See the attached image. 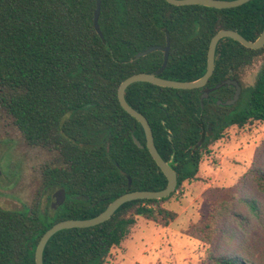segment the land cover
<instances>
[{"label": "trees", "instance_id": "1", "mask_svg": "<svg viewBox=\"0 0 264 264\" xmlns=\"http://www.w3.org/2000/svg\"><path fill=\"white\" fill-rule=\"evenodd\" d=\"M95 6L96 0H0V114L28 145L55 156L40 168V187L27 213L0 210V264H35L36 245L54 224L95 217L127 192L166 186L144 146L142 128L117 98L122 81L153 73L163 61L161 50L135 60L136 54L153 46L164 48L168 35V62L160 77L192 81L204 74L209 42L219 30H233L254 41L264 24V0L222 10L172 6L165 0H100V38L93 26ZM256 61L257 75L245 88L240 76ZM227 79L241 86L239 99L230 107L216 105L233 96L232 87L215 89ZM203 92L208 98L201 108ZM124 97L148 121L161 158L177 164V191L182 183L196 179L200 151L226 129L264 124V47L250 50L222 39L203 88L134 83ZM250 172L264 195V170ZM57 188L64 190L65 201L50 210V193ZM169 197L131 201L102 224L57 232L44 248L43 264H104L137 218L162 228L175 220L176 214L163 207ZM240 207L260 230L264 227L260 202L227 191L207 218L192 227L190 237L211 243L218 225L230 217L243 229L248 220L236 212ZM214 261L252 264L243 255L222 254Z\"/></svg>", "mask_w": 264, "mask_h": 264}, {"label": "rangeland", "instance_id": "2", "mask_svg": "<svg viewBox=\"0 0 264 264\" xmlns=\"http://www.w3.org/2000/svg\"><path fill=\"white\" fill-rule=\"evenodd\" d=\"M259 63L256 61L243 71L240 76L243 87L253 84ZM0 153L3 169L11 167L18 175L14 196L31 205L39 186L40 168L51 163L54 154L28 145L1 114ZM200 153L196 179L182 183L163 204L176 214L175 220L162 228L137 218L127 237L110 250L104 264H216L214 258L222 254L243 255L252 264H264V227L260 230L243 207L236 210L248 220L243 229L230 217L218 225L211 243L189 235L227 191L260 202L264 220V195L258 192L250 172L264 170V124L230 127ZM233 203L234 207L238 205L236 200Z\"/></svg>", "mask_w": 264, "mask_h": 264}, {"label": "water", "instance_id": "3", "mask_svg": "<svg viewBox=\"0 0 264 264\" xmlns=\"http://www.w3.org/2000/svg\"><path fill=\"white\" fill-rule=\"evenodd\" d=\"M168 4L172 6H202L206 8H213L217 10L222 9H230L236 8L246 4L251 0H165ZM100 11V0H96L95 11L93 15V26L97 33V35L102 38L100 28L98 26V16ZM222 39H231L246 49L250 50H258L264 47V24L261 30L260 35L254 41H248L243 38L239 33L233 30H219L216 34L213 35L209 42L208 51H207V59H206V70L204 74L192 81H175L168 80L159 77L161 73L164 71L168 61L169 54V42L168 35H166V45L164 48L150 47L134 56L133 59H138L141 57H145L146 55L156 51L161 50L163 52V61L160 68L150 74L139 73L134 74L124 81H122L117 90V98L121 108L126 112L130 117L135 119L137 123L142 128L144 139H145V148L150 154L152 160L155 162L156 166L160 170V172L164 175L166 179V186L157 191H133L127 192L115 200L110 202L108 206L95 217L89 219L82 220H64L60 221L53 226H51L48 230H46L41 238L39 239L36 248L34 250V263L35 264H43V251L44 248L49 241V239L54 236L57 232L72 228H89L94 227L99 224H102L109 220L114 213L124 204L135 201V200H161L169 197L176 189L177 186V175L175 170L173 169L176 166L172 160L169 162L164 161L160 155L158 154L153 140V135L149 123L146 118L138 113L136 110L131 108L124 97L125 90L134 83H148L161 88H171L176 90H194L200 89L205 86L211 77L214 70V60H215V49L218 42ZM223 86L233 87L234 94L230 100L225 102L217 101L216 105H221L225 107L233 106L239 99L241 93V87L235 80H224L220 84L215 86V89H219ZM208 98V92H204L199 97L200 107L202 108L203 100ZM134 143L139 148H143L138 141L135 139ZM128 184H130V180L128 179ZM64 191L59 190L52 196L51 206L57 207L60 206L64 201ZM13 206V203H9V206Z\"/></svg>", "mask_w": 264, "mask_h": 264}, {"label": "flooded vegetation", "instance_id": "4", "mask_svg": "<svg viewBox=\"0 0 264 264\" xmlns=\"http://www.w3.org/2000/svg\"><path fill=\"white\" fill-rule=\"evenodd\" d=\"M168 42H169V37H168ZM163 53V52H162ZM168 62V61H167ZM162 74V73H161ZM160 77V75H159ZM165 79V78H163ZM230 80V79H227ZM238 83V82H237ZM206 85V84H205ZM227 87V86H226ZM241 87V86H240ZM203 88V87H202ZM233 88V87H232ZM201 89V88H200ZM234 89V88H233ZM204 93V92H203ZM234 94V93H233ZM241 94V93H240ZM217 102V101H216ZM148 122V121H147ZM150 126V125H149ZM169 132V130H168ZM155 145V144H154ZM142 146V145H141ZM144 146H145V140H144ZM201 146V142H199L197 144V147L194 148V150H196L198 147ZM143 147V146H142ZM156 148V147H155ZM159 154V153H158ZM161 157V156H160ZM169 162V159L167 160ZM166 161V162H167ZM175 163V162H174ZM177 166V164H176ZM173 167V169L175 170V167ZM160 171V170H159ZM176 172V171H175ZM41 176V169L39 171V183L41 181L40 179ZM18 175L15 174L14 169L9 167L7 170L3 169V165H2V155L0 153V210H8V211H18L21 213L24 212H28L29 208L31 205H27L26 203H24V200L21 199V202H19V198L14 196L15 193V187L14 185L16 184V180H17ZM40 187V186H38ZM38 189V188H37ZM59 190H63V189H54L51 193H50V203H49V208L50 210H55L57 207H52L51 206V201H52V196L54 193H56ZM64 191V190H63ZM64 196H65V192H64ZM36 197V196H35ZM34 197V199H35ZM46 197H45V193L43 192L42 196L40 197V206L42 208L45 207L46 204ZM64 201H65V197H64ZM63 201V203H64ZM9 203H13V206H9ZM62 203V204H63ZM61 204V205H62ZM60 205V206H61Z\"/></svg>", "mask_w": 264, "mask_h": 264}]
</instances>
